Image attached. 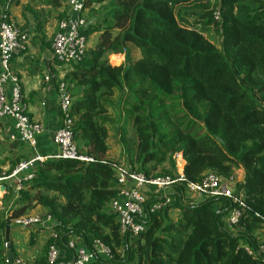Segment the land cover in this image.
<instances>
[{
  "label": "trees",
  "instance_id": "16d2710c",
  "mask_svg": "<svg viewBox=\"0 0 264 264\" xmlns=\"http://www.w3.org/2000/svg\"><path fill=\"white\" fill-rule=\"evenodd\" d=\"M65 2L0 0V21L2 14L13 19L10 9L20 6L19 29L48 51L44 28L65 18ZM85 7L83 35L97 37L60 82L72 97L73 141L93 162L48 159L20 173L19 182H3L0 264H7L6 227L37 207L51 217L56 238L25 264H48L52 245L69 261L70 237L111 250V259L94 264H264V0H87ZM211 32L217 47L205 37ZM109 55H122V64L109 65ZM31 67L29 75L42 72ZM111 137L132 172L173 180L174 201L149 200L164 205L147 209V229L137 236L120 234L109 206L119 194L121 166L108 157ZM177 155L185 162L182 180ZM28 160L8 148L0 124V175ZM237 170L243 179L234 193L246 208L229 226L232 200L197 201L187 185L208 172L227 180ZM174 209L179 214L171 220Z\"/></svg>",
  "mask_w": 264,
  "mask_h": 264
},
{
  "label": "built area",
  "instance_id": "2783aa9c",
  "mask_svg": "<svg viewBox=\"0 0 264 264\" xmlns=\"http://www.w3.org/2000/svg\"><path fill=\"white\" fill-rule=\"evenodd\" d=\"M86 1L66 0L65 2V18L57 22L50 47L51 58L59 66H70L79 62L89 47V41L83 35L86 25ZM214 16L217 19L218 14L216 13ZM29 40L27 33L22 32L12 19H7L6 15L2 14L0 21V121L10 119L13 122L17 140L34 149L36 137L42 132V125L29 116L18 80L11 74L9 69L11 60L27 50ZM71 106L72 97L68 93L66 85L59 83L58 109L60 125L53 136V143L58 148L57 154L39 155L34 153L28 161L20 163L10 175L6 177L0 175V186H2L1 183L11 179L19 182V174L32 168L36 162H45L48 159L73 160L87 164L93 162L92 157L79 153L73 141L72 120L70 118ZM115 169L119 194L109 206L118 218L120 234L125 237L137 236L147 229V209L154 211L166 204L165 192L171 189L173 180L171 178H147L123 166ZM177 174L179 180H182V171H177ZM29 178H31L30 175L26 176L25 179ZM234 185L233 178L224 180L216 174L208 172L199 183L188 184L187 189L197 201L206 198L232 200L237 207L229 213L227 222L229 226H234L241 218L242 210L246 208L240 197L235 196V191L232 189ZM16 189H19V186ZM162 198H164V204L155 202V204L148 205L149 200H160ZM51 221V217L43 213L14 219L12 224L22 229L34 227L49 229ZM49 237L56 238V234L50 230ZM67 248L72 250L73 256L72 259L64 262L65 254L55 245L50 246L47 258L48 264H94L96 258L103 261L112 258L111 250L99 241H95L92 248L88 249L80 239L70 237ZM259 251L264 254V233L261 237ZM14 264L25 263L17 259Z\"/></svg>",
  "mask_w": 264,
  "mask_h": 264
},
{
  "label": "crops",
  "instance_id": "0c3cea01",
  "mask_svg": "<svg viewBox=\"0 0 264 264\" xmlns=\"http://www.w3.org/2000/svg\"><path fill=\"white\" fill-rule=\"evenodd\" d=\"M14 9V8H13ZM11 11V10H10ZM11 17H15V14L11 12ZM17 21H19L17 19ZM31 41V39H30ZM95 39L93 40V43ZM19 56L14 57L9 65L11 74L17 78L20 89L24 96V102L28 108V114L34 120L40 122L42 125V132L36 137V146L34 149L29 148L25 144H21L17 140L16 133L13 128V122L10 119H4L0 121L2 129L8 138V148L14 151L15 154L23 156L28 160L34 153L39 155H55L58 152V148L53 143V136L60 125V115L58 109V84L63 79L65 74L69 72V66H59L51 58V51H42L41 46L33 45ZM91 46V45H89ZM113 56V55H112ZM115 57V56H114ZM116 57H122L117 55ZM33 64H38L42 72L40 74L29 75L32 70ZM122 64V63H121ZM118 67V66H114ZM122 166V165H121ZM123 167H128L123 165ZM129 168V167H128ZM237 178L232 177L236 182L242 181L243 173L237 170ZM235 191V185L232 186ZM5 192V191H4ZM0 194V205L3 198V194ZM172 189L165 192L166 204H171L174 199L170 196ZM44 212L40 208H36L32 214H43ZM169 216L174 214L171 220H175L179 214V211L174 209L169 211ZM227 222V218H226ZM39 229V228H38ZM37 228L21 229L17 226H12L10 233V240L13 243L14 249L18 254L16 243V233L24 237L22 240L27 243V247L30 251L25 252L26 257L32 259L38 253L39 249L45 244L50 235V228L46 227L38 230ZM36 233V237L30 243V236ZM25 256L23 251L21 252ZM19 259V257H18ZM28 260V259H27Z\"/></svg>",
  "mask_w": 264,
  "mask_h": 264
},
{
  "label": "rangeland",
  "instance_id": "374dc122",
  "mask_svg": "<svg viewBox=\"0 0 264 264\" xmlns=\"http://www.w3.org/2000/svg\"><path fill=\"white\" fill-rule=\"evenodd\" d=\"M205 2V1H204ZM11 11L10 12H12V14L14 13L15 14V16H16V18L15 17H13V21L15 22V24H17V26H18V28H20V26L22 25V19H21V16H20V6H18V7H15L14 9L13 8H11L10 9ZM17 19L19 20V21H17ZM50 21H49V23L45 26V28H44V33H45V35H46V38H47V40H49L50 38H51V40H52V37H53V34H54V31H55V29H56V25H57V20H54V18H52V19H49ZM28 34V36H29V38L31 39V34L28 32L27 33ZM96 35H94V36H91L90 38H89V42H88V44L89 45H92L93 44V40L94 39H96ZM205 37L207 38V39H209V41L214 45V46H218V40H217V37H216V35L213 33V32H211V33H209V34H205ZM30 40H29V42H28V47H30L31 46V44H30ZM138 54H136L135 56H137ZM139 56V55H138ZM123 62V58L122 57H117V58H115L114 56H112V55H109L108 56V63H109V65H111V66H119V65H121V63ZM131 138V137H130ZM116 139H114V138H110V140H109V142H108V144H109V151H108V157L111 159V160H116V161H118V163H120V165H126V159H125V154L123 153V147H122V145H121V143H119V142H117L118 140H116ZM134 144V142L131 140V141H129V146H132ZM134 148V147H133ZM34 155V154H33ZM182 161V158H181V156L180 155H178V156H176V167H177V171H182L183 170V163L181 162ZM128 168V167H127ZM239 171H241V170H239ZM242 172V171H241ZM238 172L236 171L235 172V174H234V177L235 178H237V174ZM243 173V172H242ZM242 179H243V177H242ZM1 184H3V183H1ZM0 194H2L1 192H0ZM191 197H193V196H191ZM152 200V199H151ZM149 202H151L150 204H155V202H153V201H149ZM172 204V203H171ZM0 208H1V205H0ZM31 214H32V212H31ZM170 218H173L174 217V214L173 215H170L169 216ZM22 229V228H21ZM16 235V238H17V243H16V248H17V251H18V257H19V260H21L23 263H25V260H27V259H29L30 257L28 256V257H26L27 256V254L25 253V252H28V251H30V249L29 248H26L27 247V243H25L23 240H22V238H24V237H22V236H20V234L19 233H16L15 234ZM24 252L23 254L25 255V256H23L22 255V253L21 252Z\"/></svg>",
  "mask_w": 264,
  "mask_h": 264
},
{
  "label": "water",
  "instance_id": "95a60500",
  "mask_svg": "<svg viewBox=\"0 0 264 264\" xmlns=\"http://www.w3.org/2000/svg\"><path fill=\"white\" fill-rule=\"evenodd\" d=\"M183 166L185 165V162L182 160ZM5 191V187L2 185L0 186V192L3 193ZM4 240H5V248H6V259H7V264H14V256L11 250V245H10V227H6L5 229V234H4Z\"/></svg>",
  "mask_w": 264,
  "mask_h": 264
}]
</instances>
